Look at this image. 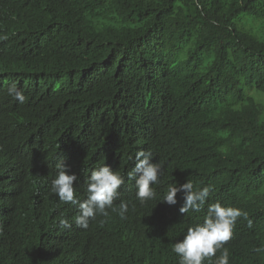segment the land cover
<instances>
[{"label": "trees", "instance_id": "1", "mask_svg": "<svg viewBox=\"0 0 264 264\" xmlns=\"http://www.w3.org/2000/svg\"><path fill=\"white\" fill-rule=\"evenodd\" d=\"M13 83L24 104L7 95ZM254 92L264 94V0H0V264H177L169 247L217 201L248 214L225 245L229 264H264ZM140 150L163 171L145 205L128 176ZM59 162L81 201L93 168L118 171L126 217L109 210L78 227V206L51 192ZM187 180L211 191L183 215V193L162 199Z\"/></svg>", "mask_w": 264, "mask_h": 264}, {"label": "clouds", "instance_id": "2", "mask_svg": "<svg viewBox=\"0 0 264 264\" xmlns=\"http://www.w3.org/2000/svg\"><path fill=\"white\" fill-rule=\"evenodd\" d=\"M7 95L20 104H24L27 100L24 92L15 83L8 87ZM152 160L151 150L138 151L135 156V167L128 173L129 178L135 180L136 198L141 205L156 199L157 192L154 185L160 183V177L163 175L162 165L159 162L153 163ZM56 167L58 171L51 182V192L61 203L78 206L79 214L75 217V224L78 227L87 229L90 222L95 221L98 216L108 217L109 210L117 213L121 219L126 217L129 210L127 203L121 202L118 207L114 206V201L120 195L119 189L124 183V177L118 171L106 164L93 168L87 181L86 198L81 201L74 188V182L78 180L77 175L68 174L62 162L57 163ZM210 191V186H194L191 180L179 186L171 183L162 201L175 205L177 193H183V205L179 211L185 215L201 211L209 198ZM240 217L247 219L248 214L236 207L223 206L218 201L209 204L203 223L189 227L186 234L169 247L168 262L229 264V251L225 245L232 239L233 229ZM59 225L64 229L72 226L64 218L59 220ZM161 232L163 228L153 232V244L166 238V236H158ZM217 252H220L219 256L216 255Z\"/></svg>", "mask_w": 264, "mask_h": 264}, {"label": "rangeland", "instance_id": "3", "mask_svg": "<svg viewBox=\"0 0 264 264\" xmlns=\"http://www.w3.org/2000/svg\"><path fill=\"white\" fill-rule=\"evenodd\" d=\"M252 96L258 101L260 102L262 105H263V108H264V94L263 93H258V92H254L252 94ZM261 120H264V110L263 112L261 113V117H260Z\"/></svg>", "mask_w": 264, "mask_h": 264}]
</instances>
